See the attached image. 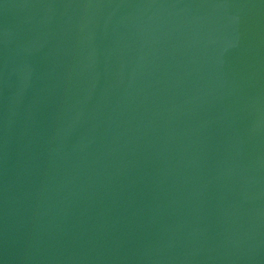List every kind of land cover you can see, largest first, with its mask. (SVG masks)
Segmentation results:
<instances>
[{
  "label": "water",
  "instance_id": "1",
  "mask_svg": "<svg viewBox=\"0 0 264 264\" xmlns=\"http://www.w3.org/2000/svg\"><path fill=\"white\" fill-rule=\"evenodd\" d=\"M0 264H264V0H0Z\"/></svg>",
  "mask_w": 264,
  "mask_h": 264
}]
</instances>
